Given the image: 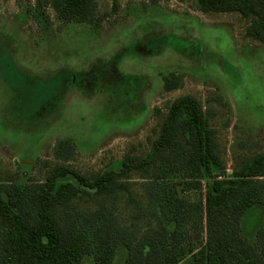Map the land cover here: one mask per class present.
<instances>
[{
	"label": "rangeland",
	"instance_id": "obj_1",
	"mask_svg": "<svg viewBox=\"0 0 264 264\" xmlns=\"http://www.w3.org/2000/svg\"><path fill=\"white\" fill-rule=\"evenodd\" d=\"M96 2L90 24L61 21L48 0H0V182L43 181L65 138L79 171L118 169L125 155L149 152L166 105L185 94L209 113L227 175L240 157L264 152V44L245 35L248 19L203 13L194 0H118L116 10L112 0ZM170 73L182 84L165 91ZM130 181L143 200L139 173ZM178 187L188 201L200 198ZM76 201L95 204L86 194ZM114 208L127 221L121 195ZM263 224L264 206L249 208L242 235L254 242ZM189 227L196 248L204 231ZM125 254L119 247L114 264Z\"/></svg>",
	"mask_w": 264,
	"mask_h": 264
},
{
	"label": "trees",
	"instance_id": "obj_2",
	"mask_svg": "<svg viewBox=\"0 0 264 264\" xmlns=\"http://www.w3.org/2000/svg\"><path fill=\"white\" fill-rule=\"evenodd\" d=\"M194 1L203 13H239L248 19L245 35L264 44V0ZM48 4L65 22L91 24L97 11L96 0ZM112 6L116 10L118 0ZM162 84L171 91L182 78L170 73ZM165 109L149 152L125 155L118 169L79 171L69 163L74 144L65 138L55 142L56 162L43 181L8 177L0 182V264H82L85 257L114 264L121 246L126 250L122 264H264V224L254 242L240 227L246 210L264 206V152L240 157L227 175L217 130L201 101L185 94ZM133 172L142 180L143 200L133 191ZM178 185L200 198L180 197ZM85 194L95 198L94 207L76 201ZM120 195L128 214L124 222L114 208ZM190 223L204 231L196 248L188 244Z\"/></svg>",
	"mask_w": 264,
	"mask_h": 264
},
{
	"label": "water",
	"instance_id": "obj_3",
	"mask_svg": "<svg viewBox=\"0 0 264 264\" xmlns=\"http://www.w3.org/2000/svg\"><path fill=\"white\" fill-rule=\"evenodd\" d=\"M176 189H177V192H178L179 196L181 197V193L179 191V187L177 186Z\"/></svg>",
	"mask_w": 264,
	"mask_h": 264
}]
</instances>
